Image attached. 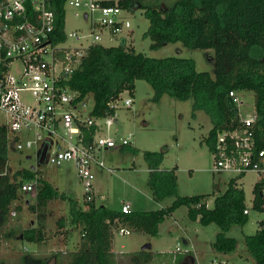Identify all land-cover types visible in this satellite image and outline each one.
<instances>
[{
    "label": "trees",
    "instance_id": "16d2710c",
    "mask_svg": "<svg viewBox=\"0 0 264 264\" xmlns=\"http://www.w3.org/2000/svg\"><path fill=\"white\" fill-rule=\"evenodd\" d=\"M66 3L67 0H54L53 5L59 41L65 38ZM101 3L118 4L122 10L130 12L144 10L150 21L146 36L151 39L153 50L172 43H182L190 49H213L215 76L198 72L193 59L147 57L137 52L133 45H128L126 39H122L119 46L96 44L88 50L69 82L81 99L93 96V116L104 117L113 113L110 103L122 93L134 95L136 82L145 80L154 91V101H159L164 95L179 100L193 99L194 110H203L211 117L213 128L206 142L213 151L218 133L239 125L237 106L229 93L250 91L256 97V139L258 146L264 148V0H103ZM87 134V141L93 139L94 128ZM8 150L7 130L0 124V214L5 218L10 214L12 203L18 200L20 185L38 177L37 171L29 169L18 170L11 177ZM164 152L147 151L145 159L154 200L161 202L174 197L176 199L171 206L124 214L122 210L114 211L106 206H97L95 202H84L87 207L83 209L78 201L38 177L36 203L29 206L37 216L38 226L22 232L13 229L6 237L19 233L26 242H43L46 239L47 206L49 202L60 199L70 203L71 224L80 228L83 242L69 255L56 254L57 264H117L113 252L115 228L155 236L166 218L180 207L187 206L192 221L199 220L203 226L215 224L220 229L213 243L217 252H235L238 242L227 233L233 226H243L248 220L245 195L236 180H230L227 191L216 196L213 207L209 208V195H179L177 168L160 170ZM260 187L257 183L253 190V208L257 210H261ZM59 224L64 227V220L61 219ZM245 243L255 264H264V221L259 222L255 235L245 238ZM159 256L167 263L185 264L184 254L164 253ZM132 258L134 264H151L155 256L150 250H143ZM20 264H49V259L26 254Z\"/></svg>",
    "mask_w": 264,
    "mask_h": 264
},
{
    "label": "rangeland",
    "instance_id": "374dc122",
    "mask_svg": "<svg viewBox=\"0 0 264 264\" xmlns=\"http://www.w3.org/2000/svg\"><path fill=\"white\" fill-rule=\"evenodd\" d=\"M82 3V7L65 5V33L69 35L89 36L92 31L91 16L84 3L91 0H74ZM103 1V0H96ZM117 1V0H115ZM77 15V16H76ZM122 17L127 19L131 28L119 35H111L108 31H99L104 47L119 46L122 39L135 50L150 58L180 57L193 59L198 72H208L215 76L213 49H190L182 43H172L160 49H151V39L146 36L150 21L144 10L134 12L123 11ZM88 41H92L89 37ZM67 44L81 45L75 38H69ZM239 97L244 104L241 106V116L252 113L256 104L253 92L239 91ZM86 114L94 106V98L89 96ZM124 99L131 98L133 106L124 108L119 105L116 123L110 128L109 134L118 142L131 136L128 148L120 146L100 153L106 168L95 167V187L98 190L97 206H106L111 210L120 211L124 204L129 205L132 212L156 211L172 205L176 198H167L156 202L149 186L150 172L145 159V152H164V160L160 170L167 171L177 168L178 192L182 197L209 195V208L214 205L215 197L225 193L230 180L235 179L237 186L245 195V204L249 210L248 220L243 226L235 225L227 236L235 238L238 246L235 252L224 254L217 252L213 243L220 229L215 225L203 226L199 220L189 218L187 206L177 209L174 214L159 226L158 234L148 235L132 229L131 233L120 235L119 229L113 231V252L117 264H134L132 255L140 253L146 245H151L150 251L155 258L151 264H174L163 262L159 254L172 253L178 248L191 251V257L185 259V264H255L247 250L245 238L253 236L259 230V222L264 221V211L253 208L254 187L259 181L256 173H248L237 177L231 173L213 172L215 158L206 138L213 128L211 117L203 110H194L193 99L179 100L164 95L159 101H154V91L145 80H138L134 95L123 94ZM0 124H4L0 114ZM105 132H107L105 130ZM35 148L23 152L12 148L8 150V167L11 177L18 170H37V176L50 182L60 193H66L79 205L86 209L83 197V185L79 180L76 166L73 162L64 163L60 167L50 164L39 166ZM108 168L114 169L111 174ZM35 172V171H34ZM37 177V178H38ZM36 197V196H35ZM35 197L18 192V200L12 203L7 218L0 214V264H20L24 255L48 258L49 264H57L55 255H69L77 251L83 238L80 228L71 224L70 203L63 200H53L47 206L45 221L46 239L43 242L30 243L21 239L17 233L6 237L13 229L18 232L38 226L37 216L30 205L36 203ZM20 208V209H19ZM64 220V227L59 224ZM123 227V225H120ZM119 227V228H120ZM129 229L128 227H126ZM189 254V256H190ZM65 255V256H67ZM188 256V255H187ZM61 264H65L61 262Z\"/></svg>",
    "mask_w": 264,
    "mask_h": 264
},
{
    "label": "built area",
    "instance_id": "2783aa9c",
    "mask_svg": "<svg viewBox=\"0 0 264 264\" xmlns=\"http://www.w3.org/2000/svg\"><path fill=\"white\" fill-rule=\"evenodd\" d=\"M67 2L71 7H82L79 1ZM101 2L91 0L83 4L91 16L89 36L77 32L67 35L64 27L65 38L59 41L54 0H0V114L9 148L20 152L35 148L39 166L60 167L73 162L83 185L84 202L89 204L96 203L98 195L94 168H106L100 153L130 145L131 136L118 142L109 130L118 123L119 104L122 102L124 108H131L134 102L131 98L124 99L122 93L109 105L113 113L95 117L92 114L94 106L86 114L90 97L81 99L69 84L88 50L101 41L97 29L116 36L131 28L118 4L103 5ZM89 37L92 38L90 42ZM69 38H75L81 45L67 44ZM238 94V91H231L229 96L237 106L239 125L218 133L212 151L213 172L237 177L256 173L261 186L260 207L264 211V148L258 146L256 139L257 111L254 108L252 113L242 117L244 102ZM93 128V139L87 141V133ZM107 170L115 173L114 169ZM37 186L36 178L23 182L19 190L35 197ZM122 212L130 214L132 211L124 204ZM245 213L249 214V210ZM119 232L120 235L131 233L126 229ZM190 253L178 248L170 254L187 256Z\"/></svg>",
    "mask_w": 264,
    "mask_h": 264
},
{
    "label": "water",
    "instance_id": "95a60500",
    "mask_svg": "<svg viewBox=\"0 0 264 264\" xmlns=\"http://www.w3.org/2000/svg\"><path fill=\"white\" fill-rule=\"evenodd\" d=\"M152 248V246L151 245H146L144 248H143V250H150Z\"/></svg>",
    "mask_w": 264,
    "mask_h": 264
},
{
    "label": "crops",
    "instance_id": "0c3cea01",
    "mask_svg": "<svg viewBox=\"0 0 264 264\" xmlns=\"http://www.w3.org/2000/svg\"><path fill=\"white\" fill-rule=\"evenodd\" d=\"M106 151H109V150H106ZM56 189H57V188H56ZM57 190H58V189H57ZM58 191H59V190H58ZM59 192H60V191H59ZM65 194H66V193H65ZM208 206H209V205H208ZM187 257H191V258L193 259V261H194V257H193V256H191V255L189 256V255H188V256L185 257V259H186Z\"/></svg>",
    "mask_w": 264,
    "mask_h": 264
}]
</instances>
